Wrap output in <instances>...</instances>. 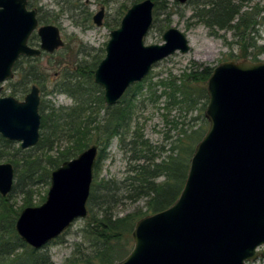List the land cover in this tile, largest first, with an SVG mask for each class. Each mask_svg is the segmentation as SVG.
<instances>
[{
  "label": "water",
  "instance_id": "95a60500",
  "mask_svg": "<svg viewBox=\"0 0 264 264\" xmlns=\"http://www.w3.org/2000/svg\"><path fill=\"white\" fill-rule=\"evenodd\" d=\"M28 3L0 0V83L14 78L19 58L64 46L60 28L40 24L37 9ZM154 7V0L132 4L110 32L94 73L107 105L117 104L157 62L191 49L187 35L176 27L164 31L162 43L145 44ZM104 15L102 8L94 23L103 25ZM34 32L39 46L29 43ZM207 92L209 127L195 147L180 196L136 221L133 249L114 264H247L264 257V61L221 62L208 79ZM40 104L36 84L23 99L0 97V135L22 148L35 146ZM97 155L98 145L92 144L51 172L45 201L23 208L16 220V231L27 244L42 248L89 215ZM14 178V165L0 163L1 195L11 192Z\"/></svg>",
  "mask_w": 264,
  "mask_h": 264
},
{
  "label": "trees",
  "instance_id": "16d2710c",
  "mask_svg": "<svg viewBox=\"0 0 264 264\" xmlns=\"http://www.w3.org/2000/svg\"><path fill=\"white\" fill-rule=\"evenodd\" d=\"M154 1L156 14L154 22L158 21V15L163 13L166 14V18L161 26L162 28L168 26L173 12L167 7V1ZM245 1L248 0H241L240 4L235 3L234 0H189L188 2L195 4L194 18L212 29L217 27L231 30L239 43L242 42V46L250 48L254 45L250 33L263 17H258L262 11L258 4L251 6L250 10H244ZM175 3L178 1L176 0ZM29 6L35 7L34 0H29ZM37 10L40 24L54 23L55 18L43 12L41 6ZM39 42V36L34 33L29 40L30 45L38 46ZM260 47L264 49V45ZM256 58L255 55L253 60L258 61ZM38 61V57L26 56L17 61L14 68L17 79L12 81L11 95L23 99L32 84H37L41 91H44L47 74L41 70ZM99 62L97 59L91 62L81 60L72 70H65L62 79L57 80L55 89L67 94L73 100L71 105L56 106L53 102H46L45 97L41 98L40 139L35 148H39L40 151L44 148L51 149V145L61 140H65L68 144L57 157L49 155L46 157L42 152L40 156L33 158L34 155H27L24 152V158L20 159L22 162L14 160V168L23 166L24 171L17 175V180L14 181L8 195L0 194V264H54L48 245L42 248L30 246L16 231L15 223L23 208L34 206V187L50 184L51 172L55 168L92 144L99 146L94 175L114 137H118L121 147L126 153H130L128 174L122 181L97 180V177L93 180L88 200L89 215L85 218L86 224L83 230L90 242L91 251L84 253L76 250L64 264H114L121 260L134 247L132 232L136 221L147 214L166 209L181 194L194 153V148L185 144L187 134L184 132L185 138H179L178 144L172 149V154L158 161L153 145L145 138L143 128L136 126L132 130L137 107L136 99L142 94L146 83L151 90V96L155 95L151 87L152 75L149 73L142 81L129 87L117 104L107 105L104 101V89L94 79ZM213 69L205 67L200 71L185 73L183 86L187 87L190 78L208 80ZM172 89L173 93L175 90L173 86ZM205 97L208 99V104L209 98L206 92ZM205 133L206 130L201 132L195 130L188 137L192 141L197 139L196 143H198ZM13 142L0 135V159L8 155L6 151L12 149ZM161 177L163 180L158 181ZM122 191L126 192V198L134 201L146 197V212L117 216L113 206L116 196ZM17 193L24 195L22 204L18 207L11 200ZM45 199L44 196L42 200ZM60 237L53 241L59 242Z\"/></svg>",
  "mask_w": 264,
  "mask_h": 264
},
{
  "label": "rangeland",
  "instance_id": "374dc122",
  "mask_svg": "<svg viewBox=\"0 0 264 264\" xmlns=\"http://www.w3.org/2000/svg\"><path fill=\"white\" fill-rule=\"evenodd\" d=\"M139 1L141 0H34L35 8L41 6L43 12L55 18L52 24L60 28L65 42L64 46L56 52L43 53L38 57V65L44 74H47L46 87L44 91H41V98L45 97L46 102H53L56 106L71 105L73 100L67 94L55 89L57 80L62 79L65 70H72L75 64L81 60L84 62H91L95 59L101 61L106 54L110 32L120 26L121 19L127 9ZM166 1L167 7L173 12L169 18L170 23L162 28L161 25L166 14L160 13L158 21L153 23L145 36V44L162 43L164 31L170 27H176L187 35L191 49L187 53L177 51L154 65L150 74L152 75L151 87L155 95L151 96V90L146 83L142 94L136 99L137 107L132 123V130L136 126L143 128L145 138L153 145L158 161L172 154L175 144H178L181 138H185L184 132L187 134L186 146L193 147L195 150L197 139L192 141L188 136L195 130L207 131L209 127V121L205 116L208 105V99L205 97V92L208 94V80L190 78L187 81L189 85L187 84L185 88L183 86L185 73L200 71L205 67L215 68L225 60H253L255 55L258 61H264V49L260 47L264 45V0H248L243 4L244 10H250L251 6L256 4L262 8L258 17H263V19L250 33L251 41L254 43L250 48L242 46V42L239 43L238 38L231 30L218 29L217 27L212 29L194 18L193 14L196 8L194 3H180L178 0V3H175L176 0ZM234 1L238 4L241 2V0ZM102 8L105 12L104 23L98 26L94 23L93 16ZM155 18L156 14L154 13V20ZM16 79L17 76H14V78L0 83L2 86L0 97L11 95L12 81H16ZM164 82L165 84H163ZM172 86L175 89L173 93ZM101 114L103 115V111ZM197 136L195 137L197 138ZM20 144L19 141H14L12 149L6 151L8 155L0 159V163L11 162L14 165V160L22 162L20 159L24 158V152L27 155H34L33 158L40 156L42 152L46 157L48 155L57 157L68 143L61 140L51 145V149L44 148L41 151L39 148H35L36 145L22 148ZM78 154L72 158L77 157ZM129 156L130 153H126L121 147L118 137H114L95 172L94 179L97 177V180L116 179L122 181L128 174ZM16 168L15 182L17 175L24 171L23 166ZM162 180L163 177L158 179V181ZM49 187L50 184H40L34 187V206L44 202L42 198L47 196ZM23 199L24 195L18 193L11 198L16 207L22 204ZM115 200L113 211L119 217L129 213L140 212L143 214L146 212V197L134 201L126 198V192L122 191ZM85 224V218L77 219L62 234L59 242L52 241L48 244L54 264H64L76 250L84 253L91 251L90 242L83 232ZM247 264H264V257L259 256L257 260H250Z\"/></svg>",
  "mask_w": 264,
  "mask_h": 264
},
{
  "label": "flooded vegetation",
  "instance_id": "af4514ba",
  "mask_svg": "<svg viewBox=\"0 0 264 264\" xmlns=\"http://www.w3.org/2000/svg\"><path fill=\"white\" fill-rule=\"evenodd\" d=\"M28 7L31 8V7L29 6V3H28ZM33 8H35V7H33ZM36 9H37V8H36ZM37 11H38V10H37ZM104 16H105V15H104ZM103 23H104V19H103ZM33 34H34V33H33ZM36 34H37V33H36ZM37 35H38V34H37ZM38 46H39V45H38ZM43 53H47V52H43ZM43 53H42V54H43ZM26 57H32V56H26ZM39 57H40V56H39ZM19 59H20V58H19ZM19 59H18V60H19ZM16 63H17V62H16ZM98 64H99V63H98ZM32 85H34V84H32ZM32 85H31V86H32ZM36 85H37V84H36ZM39 88H40V87H39ZM30 90H31V88H30ZM40 94H41V89H40ZM96 145H97V144H96ZM98 152H99V146H98ZM97 156H98V155H97ZM96 163H97V162H96Z\"/></svg>",
  "mask_w": 264,
  "mask_h": 264
}]
</instances>
